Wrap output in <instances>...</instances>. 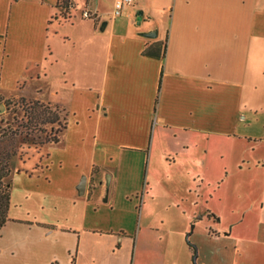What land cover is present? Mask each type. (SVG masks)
<instances>
[{
    "label": "crops",
    "instance_id": "0c3cea01",
    "mask_svg": "<svg viewBox=\"0 0 264 264\" xmlns=\"http://www.w3.org/2000/svg\"><path fill=\"white\" fill-rule=\"evenodd\" d=\"M113 4L0 0V96L66 118L0 264H264V0Z\"/></svg>",
    "mask_w": 264,
    "mask_h": 264
},
{
    "label": "trees",
    "instance_id": "16d2710c",
    "mask_svg": "<svg viewBox=\"0 0 264 264\" xmlns=\"http://www.w3.org/2000/svg\"><path fill=\"white\" fill-rule=\"evenodd\" d=\"M22 109V120L17 122L12 117V124L9 123L5 128H0V230L7 223V214L10 205V179L12 172V162L14 158L21 159L15 150V143L21 141L22 144L30 143L33 146H42L44 144H56V138L40 140L44 135V130L39 129L41 125H57V134H59L66 125L65 116L61 118L58 109L38 101L26 102L20 100ZM15 114V112H14ZM190 249L191 246L188 245ZM194 256V254H193Z\"/></svg>",
    "mask_w": 264,
    "mask_h": 264
},
{
    "label": "rangeland",
    "instance_id": "374dc122",
    "mask_svg": "<svg viewBox=\"0 0 264 264\" xmlns=\"http://www.w3.org/2000/svg\"><path fill=\"white\" fill-rule=\"evenodd\" d=\"M64 13L66 12L62 11L60 15H63ZM20 100L21 99L4 98L0 96V128L1 129L8 126L9 123L12 124V117H14L15 120H17V122L22 120L23 118L22 109L24 107L23 105H21ZM25 101L30 102V100H26V99ZM60 115H61V118L64 117L62 113ZM57 128H58L57 125H46V126L41 125L39 129L44 130L45 133L44 135H41L40 140H43V139L45 140V138L48 140L56 138V136L59 135L56 133ZM14 145H15L14 148L17 154L21 156V159H18V157L13 159V162H12L13 168H12L11 176L9 177L10 181L13 175L17 171H27V167L25 165L27 160H31L30 162H32L35 159L37 160L43 157V153H41V149H39V146H33L30 143L22 144L21 141H17ZM11 189L21 190L20 187L17 186L16 182L14 181L10 183V190ZM29 206H31V201L26 200L24 203V207L20 209L17 208L14 210V212L16 215H24L27 212V210L31 208ZM19 230H20V227L14 223L6 224V226L4 225V229L2 227V229L0 230V246H5L4 244L7 242H4L5 241L4 239L9 237L11 233L13 232H19ZM26 245H28V243H26L25 246ZM6 254L9 255L8 251H6ZM12 260H16V259H11V257H9L7 261H12ZM173 263H178V261H175L172 256L167 257L166 260L164 261L160 259H152L151 261L146 262V264H173ZM187 264H190V260H187Z\"/></svg>",
    "mask_w": 264,
    "mask_h": 264
},
{
    "label": "built area",
    "instance_id": "2783aa9c",
    "mask_svg": "<svg viewBox=\"0 0 264 264\" xmlns=\"http://www.w3.org/2000/svg\"><path fill=\"white\" fill-rule=\"evenodd\" d=\"M134 0H114L112 17H119L123 14V12L133 4ZM81 16L84 19H93L95 14H93L90 10L85 9Z\"/></svg>",
    "mask_w": 264,
    "mask_h": 264
}]
</instances>
